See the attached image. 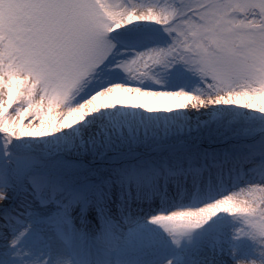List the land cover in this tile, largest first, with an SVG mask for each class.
<instances>
[{"label":"snow or ice","instance_id":"obj_1","mask_svg":"<svg viewBox=\"0 0 264 264\" xmlns=\"http://www.w3.org/2000/svg\"><path fill=\"white\" fill-rule=\"evenodd\" d=\"M0 264H264V0H0Z\"/></svg>","mask_w":264,"mask_h":264}]
</instances>
